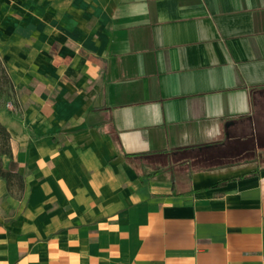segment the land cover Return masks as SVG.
I'll use <instances>...</instances> for the list:
<instances>
[{"label": "crops", "instance_id": "obj_1", "mask_svg": "<svg viewBox=\"0 0 264 264\" xmlns=\"http://www.w3.org/2000/svg\"><path fill=\"white\" fill-rule=\"evenodd\" d=\"M0 264H264V0H0Z\"/></svg>", "mask_w": 264, "mask_h": 264}, {"label": "trees", "instance_id": "obj_2", "mask_svg": "<svg viewBox=\"0 0 264 264\" xmlns=\"http://www.w3.org/2000/svg\"><path fill=\"white\" fill-rule=\"evenodd\" d=\"M10 85L11 81L7 74L6 68L0 60V86L7 87ZM2 155L11 156V150L9 146V133L6 127L0 122V178L5 180L8 190H11L13 185H16L18 188H22V177L15 170L14 163L11 162L7 169L2 167Z\"/></svg>", "mask_w": 264, "mask_h": 264}, {"label": "rangeland", "instance_id": "obj_3", "mask_svg": "<svg viewBox=\"0 0 264 264\" xmlns=\"http://www.w3.org/2000/svg\"><path fill=\"white\" fill-rule=\"evenodd\" d=\"M9 100H11V98L8 86H0V104L4 105Z\"/></svg>", "mask_w": 264, "mask_h": 264}]
</instances>
